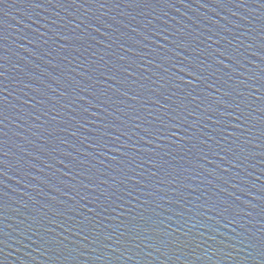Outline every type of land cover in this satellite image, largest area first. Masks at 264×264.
<instances>
[{"label": "water", "instance_id": "1", "mask_svg": "<svg viewBox=\"0 0 264 264\" xmlns=\"http://www.w3.org/2000/svg\"><path fill=\"white\" fill-rule=\"evenodd\" d=\"M0 264H264V0H0Z\"/></svg>", "mask_w": 264, "mask_h": 264}]
</instances>
